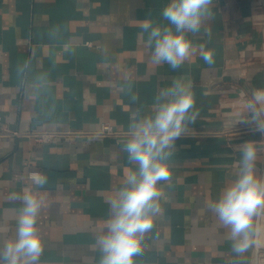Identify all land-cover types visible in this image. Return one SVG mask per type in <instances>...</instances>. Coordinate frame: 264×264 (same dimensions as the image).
<instances>
[{"label":"crops","instance_id":"1","mask_svg":"<svg viewBox=\"0 0 264 264\" xmlns=\"http://www.w3.org/2000/svg\"><path fill=\"white\" fill-rule=\"evenodd\" d=\"M168 2L0 0L2 122L62 132L43 142L0 137V248L16 238L23 202L15 197L32 191L41 199L38 264H100L97 239L108 231L110 199L138 166L122 150L128 133L77 132L102 121L129 132L134 119L154 112L162 89L182 81L199 114L171 149L172 179L159 182L160 211L133 264H264V209L242 255L209 210L237 178L234 145L257 146L255 171L264 176V135L242 123L251 90L264 89V0H212L199 30L186 33L192 56L176 70L152 62L143 30L146 20L170 26L161 16ZM202 45L213 52L212 65L201 59ZM36 173L47 178L41 188Z\"/></svg>","mask_w":264,"mask_h":264},{"label":"clouds","instance_id":"2","mask_svg":"<svg viewBox=\"0 0 264 264\" xmlns=\"http://www.w3.org/2000/svg\"><path fill=\"white\" fill-rule=\"evenodd\" d=\"M211 4L212 0H169L161 16L170 26H154L147 20L143 23L146 43L154 45L151 54L154 64H167L176 70L192 56L193 45L186 33L199 30ZM200 57L205 64L214 63L213 52L203 45ZM156 100L154 112L134 119L122 141V150L138 167L129 170L125 186L110 199L113 214L107 223L108 231L97 239L102 253L100 264H133V255L140 251L141 240L151 230L153 216L160 211L159 182L172 179L166 163L171 149L199 114L190 83L173 81L160 91ZM245 108L250 119L242 123L248 124L253 134L264 135V89H252ZM233 148L240 154L237 178L209 205V210L229 230L233 251L242 255L252 243L253 217L264 209V178L256 175L258 149L254 143L244 141ZM32 181L41 188L47 178L34 174ZM15 198L23 202L16 238L0 248V264H38L43 252L36 227L41 199L32 191Z\"/></svg>","mask_w":264,"mask_h":264},{"label":"built area","instance_id":"3","mask_svg":"<svg viewBox=\"0 0 264 264\" xmlns=\"http://www.w3.org/2000/svg\"><path fill=\"white\" fill-rule=\"evenodd\" d=\"M90 44V43H88ZM74 133V132H73ZM78 134H86V135H94V136H121L125 133V131L117 129L111 122L108 121H102L100 122L99 128L95 130H88L84 132H77ZM61 131L57 130H20V129H13L8 128L4 125L2 122L1 116H0V137L1 136H12V137H18V136H24L33 138L36 141H49L52 140L55 136L61 135ZM39 174V173H36Z\"/></svg>","mask_w":264,"mask_h":264},{"label":"water","instance_id":"4","mask_svg":"<svg viewBox=\"0 0 264 264\" xmlns=\"http://www.w3.org/2000/svg\"><path fill=\"white\" fill-rule=\"evenodd\" d=\"M264 177V176H263ZM262 177V178H263ZM260 212H261V210H259V212H258V214H257V216H256V228L258 229V223H259V218H260Z\"/></svg>","mask_w":264,"mask_h":264},{"label":"rangeland","instance_id":"5","mask_svg":"<svg viewBox=\"0 0 264 264\" xmlns=\"http://www.w3.org/2000/svg\"><path fill=\"white\" fill-rule=\"evenodd\" d=\"M263 10H264V6H263ZM264 178V177H263ZM261 211H263V209H261ZM261 215V214H260ZM259 222H260V218H259ZM259 224V223H258Z\"/></svg>","mask_w":264,"mask_h":264}]
</instances>
